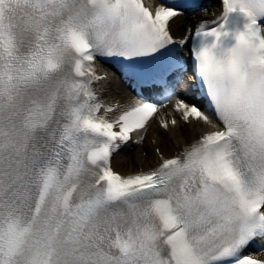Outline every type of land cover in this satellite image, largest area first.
Wrapping results in <instances>:
<instances>
[{"label":"snow or ice","instance_id":"obj_1","mask_svg":"<svg viewBox=\"0 0 264 264\" xmlns=\"http://www.w3.org/2000/svg\"><path fill=\"white\" fill-rule=\"evenodd\" d=\"M221 7L178 37L199 0H0V264H264V0ZM98 58L148 96L105 104Z\"/></svg>","mask_w":264,"mask_h":264},{"label":"bare ground","instance_id":"obj_2","mask_svg":"<svg viewBox=\"0 0 264 264\" xmlns=\"http://www.w3.org/2000/svg\"><path fill=\"white\" fill-rule=\"evenodd\" d=\"M192 25L191 22L188 20V18L182 16L179 19L176 20L175 23L172 24L173 30L176 34L182 36L185 34L186 28L188 26ZM113 86H117L113 87ZM105 86L102 85L100 87V90H102ZM111 91L112 96H125L124 90H122L117 84H112L109 88ZM103 92V91H102ZM155 124L151 125V129L149 130L150 136L151 134H157L156 129L153 127ZM196 129V132L198 133L200 131L199 126L194 125L193 126ZM159 136V135H158ZM163 140V144L161 147L167 154L173 153L176 149H179L181 147V144L190 141L193 139V136L189 133L187 128L185 129H174L170 134L168 135H162L159 136ZM146 148L143 151H136L132 153H126L121 154V156H124V159H120L118 161V158L115 159V163L121 170H133L137 169L139 167H145L148 166L152 161H155L154 153L152 151V146L149 144H145ZM154 149V148H153Z\"/></svg>","mask_w":264,"mask_h":264}]
</instances>
